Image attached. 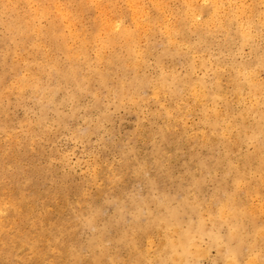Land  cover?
I'll return each instance as SVG.
<instances>
[{"label": "rangeland", "instance_id": "rangeland-1", "mask_svg": "<svg viewBox=\"0 0 264 264\" xmlns=\"http://www.w3.org/2000/svg\"><path fill=\"white\" fill-rule=\"evenodd\" d=\"M0 264H264V0H0Z\"/></svg>", "mask_w": 264, "mask_h": 264}, {"label": "bare ground", "instance_id": "bare-ground-1", "mask_svg": "<svg viewBox=\"0 0 264 264\" xmlns=\"http://www.w3.org/2000/svg\"><path fill=\"white\" fill-rule=\"evenodd\" d=\"M108 19V18H107ZM63 20V19H62ZM106 20V19H105ZM104 20V21H105ZM109 21V20H108ZM107 22V21H106ZM140 22V21H139ZM136 24V23H135ZM84 40V39H83ZM129 45V44H128ZM240 240V239H239ZM155 247V246H154ZM233 249V248H232ZM174 251V250H173ZM175 252V251H174ZM230 252V251H229ZM237 253V252H236ZM205 255V254H204ZM251 262V261H250ZM236 263H238V262H236Z\"/></svg>", "mask_w": 264, "mask_h": 264}]
</instances>
